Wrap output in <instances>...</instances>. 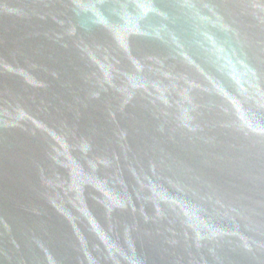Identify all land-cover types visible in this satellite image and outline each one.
<instances>
[{
	"label": "water",
	"instance_id": "1",
	"mask_svg": "<svg viewBox=\"0 0 264 264\" xmlns=\"http://www.w3.org/2000/svg\"><path fill=\"white\" fill-rule=\"evenodd\" d=\"M0 264H264V0H0Z\"/></svg>",
	"mask_w": 264,
	"mask_h": 264
}]
</instances>
